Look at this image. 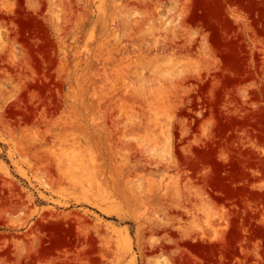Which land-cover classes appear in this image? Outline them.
<instances>
[{"label":"rangeland","instance_id":"obj_1","mask_svg":"<svg viewBox=\"0 0 264 264\" xmlns=\"http://www.w3.org/2000/svg\"><path fill=\"white\" fill-rule=\"evenodd\" d=\"M0 264H264V0H0Z\"/></svg>","mask_w":264,"mask_h":264}]
</instances>
